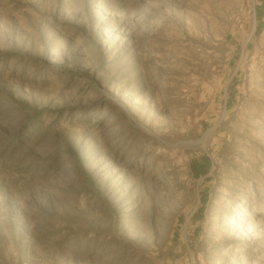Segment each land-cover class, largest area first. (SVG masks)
I'll return each instance as SVG.
<instances>
[{
  "label": "rangeland",
  "instance_id": "374dc122",
  "mask_svg": "<svg viewBox=\"0 0 264 264\" xmlns=\"http://www.w3.org/2000/svg\"><path fill=\"white\" fill-rule=\"evenodd\" d=\"M0 264H264V0H0Z\"/></svg>",
  "mask_w": 264,
  "mask_h": 264
},
{
  "label": "bare ground",
  "instance_id": "6f19581e",
  "mask_svg": "<svg viewBox=\"0 0 264 264\" xmlns=\"http://www.w3.org/2000/svg\"><path fill=\"white\" fill-rule=\"evenodd\" d=\"M240 205V204H239Z\"/></svg>",
  "mask_w": 264,
  "mask_h": 264
}]
</instances>
